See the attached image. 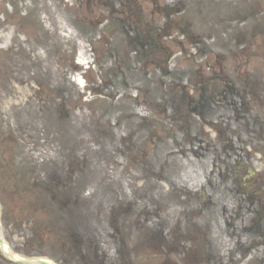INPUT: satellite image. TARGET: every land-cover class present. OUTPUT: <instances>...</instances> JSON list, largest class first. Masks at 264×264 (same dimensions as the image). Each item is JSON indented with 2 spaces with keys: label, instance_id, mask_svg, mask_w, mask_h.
Instances as JSON below:
<instances>
[{
  "label": "rangeland",
  "instance_id": "1",
  "mask_svg": "<svg viewBox=\"0 0 264 264\" xmlns=\"http://www.w3.org/2000/svg\"><path fill=\"white\" fill-rule=\"evenodd\" d=\"M0 237L264 264V0H0Z\"/></svg>",
  "mask_w": 264,
  "mask_h": 264
},
{
  "label": "water",
  "instance_id": "2",
  "mask_svg": "<svg viewBox=\"0 0 264 264\" xmlns=\"http://www.w3.org/2000/svg\"><path fill=\"white\" fill-rule=\"evenodd\" d=\"M5 242L4 240L0 237V248L3 251V253L8 257L9 260L13 262H18V263H24V264H55L54 262H49L48 259L45 258H40V257H19L13 251L11 248L6 245V249L4 248Z\"/></svg>",
  "mask_w": 264,
  "mask_h": 264
},
{
  "label": "trees",
  "instance_id": "3",
  "mask_svg": "<svg viewBox=\"0 0 264 264\" xmlns=\"http://www.w3.org/2000/svg\"><path fill=\"white\" fill-rule=\"evenodd\" d=\"M7 260V262L9 263V264H13L11 261H9L8 259H6Z\"/></svg>",
  "mask_w": 264,
  "mask_h": 264
},
{
  "label": "bare ground",
  "instance_id": "4",
  "mask_svg": "<svg viewBox=\"0 0 264 264\" xmlns=\"http://www.w3.org/2000/svg\"><path fill=\"white\" fill-rule=\"evenodd\" d=\"M4 248H5V249L7 248L6 245L4 246ZM49 262H52V261L49 260Z\"/></svg>",
  "mask_w": 264,
  "mask_h": 264
}]
</instances>
